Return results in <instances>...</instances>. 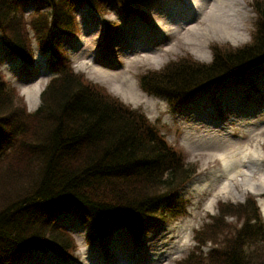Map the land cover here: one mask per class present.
<instances>
[{
    "label": "trees",
    "instance_id": "16d2710c",
    "mask_svg": "<svg viewBox=\"0 0 264 264\" xmlns=\"http://www.w3.org/2000/svg\"><path fill=\"white\" fill-rule=\"evenodd\" d=\"M19 1L0 0V44L30 62V31L39 50H55L59 36L75 31L74 3L99 11L106 0H32L46 10L29 20L19 13ZM253 9L258 24L249 44L215 45L209 64L170 62L141 77L142 91L176 107L264 63V2ZM52 70L55 76L32 113L0 74V264L31 249L63 256L74 250L72 237L54 224L67 212L89 229V242L121 226L138 238L167 220V204L196 173L139 111L72 72L60 57ZM216 210L195 231L194 249L175 264H264V222L254 198L218 202Z\"/></svg>",
    "mask_w": 264,
    "mask_h": 264
},
{
    "label": "rangeland",
    "instance_id": "374dc122",
    "mask_svg": "<svg viewBox=\"0 0 264 264\" xmlns=\"http://www.w3.org/2000/svg\"><path fill=\"white\" fill-rule=\"evenodd\" d=\"M162 2L129 1V8L146 14L143 18L135 13L125 14L117 0H106L99 11L88 8L85 3H78L70 10L75 21V33L63 36L56 44L55 53L56 50L57 53L66 51L75 72L103 87L106 93L132 110L142 113L160 128L168 142L177 145L176 139H179L185 149V162L195 166L194 177L177 191L174 204H167L171 207L166 214L167 221H158L155 228L144 235L141 246L134 245L126 229L117 230L109 236L105 247L98 237L88 242V228L75 213L70 212L57 217L54 223L72 236L74 250L63 257V254L48 248L31 249L13 264H175L194 249L195 231L209 222L210 215L217 214L218 202L236 204L242 203L248 196L264 198V183H261L264 182V63L250 69L244 79L235 76L213 88L217 91L222 109H227L223 116L217 114L208 92L197 94L190 104L176 109L167 98L147 96L139 88L142 76L158 72L170 62L192 59L209 64L213 58V46L240 48L249 44L258 24L253 5L264 0H238L249 14V21L242 37L235 39V43L223 39L216 41L205 23L188 24L184 22L186 20H180L183 7L179 4L183 3L176 0H168L167 7L160 9L172 17L164 24L166 31L159 30L152 23V15L160 12ZM175 3H179V7ZM18 4L19 13L25 20H29L35 11L46 10L32 0H22ZM175 15L179 17L175 19ZM107 23L109 26L120 25L108 36L109 43L104 37V43L110 44L111 53L100 46L101 30ZM175 29L177 33L173 36L170 33ZM195 31L211 38L203 49L195 47L199 44ZM29 37L32 48H36L31 31ZM193 38L195 42L192 44ZM119 42L122 43L121 48H118ZM114 53L126 61L125 65L117 62L119 59L114 57ZM37 56L34 66H25L0 44V69L17 85L15 88L12 82L10 86L24 99L30 113L40 105V94L37 101H33L30 92L38 83L42 91L45 82L51 78L48 71L36 80L37 70L44 68L42 59ZM221 155L233 161L236 173H223L221 161L219 164L214 161ZM262 219L264 222V215ZM209 246L202 248L203 254ZM116 248L120 250L116 252Z\"/></svg>",
    "mask_w": 264,
    "mask_h": 264
},
{
    "label": "bare ground",
    "instance_id": "6f19581e",
    "mask_svg": "<svg viewBox=\"0 0 264 264\" xmlns=\"http://www.w3.org/2000/svg\"><path fill=\"white\" fill-rule=\"evenodd\" d=\"M164 1L159 5V10H164L169 4L168 0ZM179 3H175L177 7H183V15L180 16V20H186L188 24L193 22H198L197 24L205 23L208 25V31L213 33V39L220 42L223 40H230L232 43L237 38L242 37V33L246 29V23L249 21V14L242 7L238 0H176ZM179 4V6H178ZM174 5V4H173ZM152 15L153 25L159 30H164L166 20L172 17L170 13H165V11H161ZM177 19L179 16H173ZM151 25V23L149 22ZM177 30L175 29L170 34L176 36ZM196 34V42L199 44H195V47H199L201 49L206 46V44L210 41L211 38H208L205 34ZM198 36V37H197ZM194 38L191 40L193 41ZM195 41L192 42V44ZM235 43V42H234ZM120 47L122 43L119 42ZM39 84V83H38ZM35 85L30 92V97L33 101H37L39 94L41 92L40 85ZM217 139H220L217 137ZM246 156L248 154H245ZM251 157V156H250ZM215 163H220L221 161V170L226 175H232L236 173V166H232L233 161H230L225 157V155H221L219 158L214 159ZM239 166V165H238ZM241 166V165H240ZM261 183H264L261 181ZM257 203L264 215V198H258ZM119 248H116V252L119 251Z\"/></svg>",
    "mask_w": 264,
    "mask_h": 264
}]
</instances>
